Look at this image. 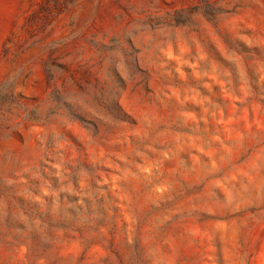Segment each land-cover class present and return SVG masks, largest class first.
Returning a JSON list of instances; mask_svg holds the SVG:
<instances>
[{
  "label": "rangeland",
  "instance_id": "1",
  "mask_svg": "<svg viewBox=\"0 0 264 264\" xmlns=\"http://www.w3.org/2000/svg\"><path fill=\"white\" fill-rule=\"evenodd\" d=\"M0 264H264V0H0Z\"/></svg>",
  "mask_w": 264,
  "mask_h": 264
}]
</instances>
